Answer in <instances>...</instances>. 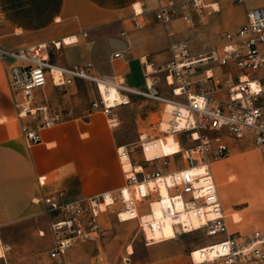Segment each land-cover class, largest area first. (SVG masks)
<instances>
[{
	"label": "built area",
	"instance_id": "2783aa9c",
	"mask_svg": "<svg viewBox=\"0 0 264 264\" xmlns=\"http://www.w3.org/2000/svg\"><path fill=\"white\" fill-rule=\"evenodd\" d=\"M205 1L158 0L154 17L166 28L176 18L192 22L194 13L200 15L209 6ZM134 14L132 26L143 29L145 13L134 8ZM72 42L64 38L16 49L0 44V62L28 148L65 119L48 99L49 85L89 81L97 90L93 112L104 113L113 126L120 123L116 109L131 105L133 97L152 98L169 110L157 125L162 135H141L137 142L118 146L125 176L118 189L76 199L46 194L43 214L52 235L48 255L53 264H67L69 248L99 239L106 211L120 221H135L147 246L181 234L202 235L206 240L190 252L192 264H263L264 228L245 235L231 230L212 165L229 156L230 139L264 146V6L248 10L245 22L225 30L212 54H195L187 40L172 42L162 68L168 94L157 89L156 70L147 66L144 89L128 84L121 73L99 72L91 61L55 63L50 50ZM124 56L123 51L114 54ZM179 134L194 142L182 147L181 159L163 150L164 137ZM153 149L161 153L147 157ZM137 150L142 159L135 155Z\"/></svg>",
	"mask_w": 264,
	"mask_h": 264
},
{
	"label": "crops",
	"instance_id": "0c3cea01",
	"mask_svg": "<svg viewBox=\"0 0 264 264\" xmlns=\"http://www.w3.org/2000/svg\"><path fill=\"white\" fill-rule=\"evenodd\" d=\"M206 1L211 8L195 29L200 30V39H195L196 33L188 35L193 39L191 48L198 51L205 43L212 44L221 31L245 22L248 10L264 6V0ZM136 4L145 13L143 29L132 26ZM157 5L158 0H0V44L16 49L74 37V42L52 49L50 56L55 63L78 65L91 61L99 72L121 73L127 81H133L134 74L141 72L144 83V59L156 63L170 53L173 31L170 24L166 28L155 19ZM117 51H123L125 56L114 57ZM4 76L5 84L0 85V227L43 214L46 194L76 199L123 185L125 176L117 152L118 141L123 140L97 120L96 112L74 113L47 129L43 140L28 148L14 120L16 110L6 71ZM74 111L71 108L68 114ZM222 204L226 211L236 209L232 201L222 200ZM228 223L241 233L256 227L263 229L264 210L248 223L238 224L232 219ZM154 264L191 261L188 255L177 252Z\"/></svg>",
	"mask_w": 264,
	"mask_h": 264
},
{
	"label": "rangeland",
	"instance_id": "374dc122",
	"mask_svg": "<svg viewBox=\"0 0 264 264\" xmlns=\"http://www.w3.org/2000/svg\"><path fill=\"white\" fill-rule=\"evenodd\" d=\"M205 2L207 3V1ZM210 8H203L200 15L194 13L192 22H184L180 18H176L170 24V31H173L170 35L172 37L170 44L174 41L187 40L192 46L191 41L193 39L188 35H193V33H196L194 35L196 36L195 39H200V30L197 32L195 29L199 26L203 15ZM224 31H221L217 37L214 36L212 44L205 43L203 48L202 43L198 41L197 43L203 50L198 51L193 48V52L195 54L214 53L221 43ZM65 40L66 42H72L75 38L67 37ZM169 46L168 50L171 53ZM50 52L53 53L52 50ZM170 53L166 58L156 63H150L144 59V67L151 64V69L156 70L155 79H157V82L155 85L163 94L169 93V87L166 85L165 73L162 68L170 57ZM3 69L0 62V85L5 84ZM145 75L146 67L144 78ZM133 79V81H128V84L146 88L141 72L134 74ZM47 95L50 98L51 105L56 109L59 107L65 115L67 114L65 116L67 119L73 117L74 113L79 111L88 110L93 112L91 101L97 97V90L89 81L79 79L74 86L54 87L49 85ZM71 108L75 111L69 115L68 112ZM165 109L164 104L152 98L133 97L131 105L116 109L115 116L120 122L116 127L100 111L96 112L95 117L100 123L115 131L121 137L123 141H118V146H120L139 141L141 135H162L157 125L163 119ZM14 120L19 126L21 136L17 117H14ZM164 139H167L165 141L167 152L173 153L179 159H181L182 147L194 144L185 134L164 137ZM160 153V150H154L147 155L153 157V155ZM135 155H138L137 158L142 159L139 150L135 152ZM212 168L223 202L232 201L235 204V210H238L237 212L227 208L228 221L232 219L238 224L248 223L251 218L263 213L264 146L258 147L250 141L238 142L230 139L229 156L213 163ZM225 183H227L226 187L224 186ZM65 198L75 199L69 196H65ZM256 229H261V227L245 229L242 234H249ZM231 230L237 231L233 228ZM101 231L99 239L83 242L69 248L65 256L67 264H154L161 259L170 258L177 252L188 255L191 261L190 252L197 247L196 245L206 240L205 237L199 234H181L173 240L156 242L147 246L145 245L144 236L138 230L135 221H120L116 215L107 211L103 212L101 218ZM209 239L212 240L213 238L209 237ZM51 245L52 235L49 232L48 218L45 214L28 216L8 225H3L0 227V251L3 255L0 257V264H53L48 255V249ZM131 248L133 253H130Z\"/></svg>",
	"mask_w": 264,
	"mask_h": 264
},
{
	"label": "bare ground",
	"instance_id": "6f19581e",
	"mask_svg": "<svg viewBox=\"0 0 264 264\" xmlns=\"http://www.w3.org/2000/svg\"><path fill=\"white\" fill-rule=\"evenodd\" d=\"M136 7L138 6L137 4L135 5ZM137 10H141V5H140V7L139 8H137ZM151 65V64H150ZM150 65H148L147 67H148V69L150 70L151 69V66ZM168 110H169V107H166V109L164 110V116H163V119L165 120V118L167 117V112H168ZM154 150H160L161 151V149H153L152 151H150V152H153ZM163 150L166 152V153H168L167 152V150H166V146L164 145V147H163ZM150 152H148V153H150ZM147 153V154H148ZM153 156H155V155H153ZM147 157H148V155H147ZM150 158H153V157H150ZM154 211H155V213H156V215H158L159 213H160V211H159V209H158V207L157 206H154ZM235 215V214H234ZM236 216V215H235ZM130 248V247H129ZM197 248H195V249H193L192 251H195ZM130 253H133V249L131 248V250H130ZM3 255H2V253H1V251H0V257H2Z\"/></svg>",
	"mask_w": 264,
	"mask_h": 264
}]
</instances>
